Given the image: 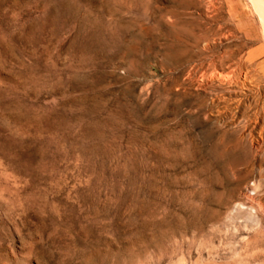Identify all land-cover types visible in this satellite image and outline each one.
<instances>
[{"label": "rangeland", "instance_id": "374dc122", "mask_svg": "<svg viewBox=\"0 0 264 264\" xmlns=\"http://www.w3.org/2000/svg\"><path fill=\"white\" fill-rule=\"evenodd\" d=\"M253 1L0 0V264H264Z\"/></svg>", "mask_w": 264, "mask_h": 264}, {"label": "bare ground", "instance_id": "6f19581e", "mask_svg": "<svg viewBox=\"0 0 264 264\" xmlns=\"http://www.w3.org/2000/svg\"><path fill=\"white\" fill-rule=\"evenodd\" d=\"M255 1V11L258 12V14L260 15V17L263 19L264 21V0H254ZM253 1V2H254ZM252 4V3H251ZM253 5V4H252ZM264 24V22H263Z\"/></svg>", "mask_w": 264, "mask_h": 264}]
</instances>
